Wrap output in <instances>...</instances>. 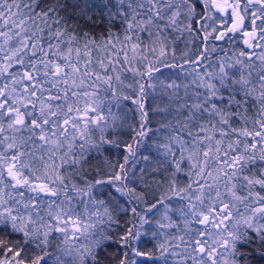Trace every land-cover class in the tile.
<instances>
[{
	"label": "snow or ice",
	"instance_id": "1",
	"mask_svg": "<svg viewBox=\"0 0 264 264\" xmlns=\"http://www.w3.org/2000/svg\"><path fill=\"white\" fill-rule=\"evenodd\" d=\"M0 264H264V0H0Z\"/></svg>",
	"mask_w": 264,
	"mask_h": 264
}]
</instances>
